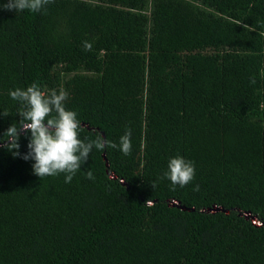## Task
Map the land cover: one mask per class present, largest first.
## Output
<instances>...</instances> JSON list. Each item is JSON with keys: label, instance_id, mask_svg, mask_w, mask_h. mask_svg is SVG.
Returning <instances> with one entry per match:
<instances>
[{"label": "trees", "instance_id": "obj_1", "mask_svg": "<svg viewBox=\"0 0 264 264\" xmlns=\"http://www.w3.org/2000/svg\"><path fill=\"white\" fill-rule=\"evenodd\" d=\"M32 83L69 93L82 139L131 128L132 152L94 147L65 183L0 143V264H264V0L0 10V138ZM177 155L196 174L173 188Z\"/></svg>", "mask_w": 264, "mask_h": 264}, {"label": "clouds", "instance_id": "obj_2", "mask_svg": "<svg viewBox=\"0 0 264 264\" xmlns=\"http://www.w3.org/2000/svg\"><path fill=\"white\" fill-rule=\"evenodd\" d=\"M53 2L54 0H6L0 4V10L39 13ZM85 50H91V45L87 42ZM251 83H255V80ZM9 96L20 105L16 113L20 120L8 127L0 138V143L14 157L34 161L32 171L40 179L64 174L65 183H70L87 162L94 147L98 150L118 149L125 156L131 155V128L125 129L118 144L99 133L94 140L82 139V123L75 111L66 108L69 93L64 89L44 92L37 83H32L26 89L10 90ZM0 115L7 117L9 113L4 111ZM22 132L28 139V151L23 155L19 151ZM167 169L162 179L170 180L173 188L177 185L185 187L195 179L194 162L183 156L170 158ZM86 178L95 179L91 170L86 172ZM193 190L198 191L199 185Z\"/></svg>", "mask_w": 264, "mask_h": 264}, {"label": "built area", "instance_id": "obj_3", "mask_svg": "<svg viewBox=\"0 0 264 264\" xmlns=\"http://www.w3.org/2000/svg\"><path fill=\"white\" fill-rule=\"evenodd\" d=\"M109 177L113 178V176H110V175H109ZM171 204H172V205H176V202H172ZM246 218H247V215H246ZM252 221H253V220H252Z\"/></svg>", "mask_w": 264, "mask_h": 264}, {"label": "water", "instance_id": "obj_4", "mask_svg": "<svg viewBox=\"0 0 264 264\" xmlns=\"http://www.w3.org/2000/svg\"><path fill=\"white\" fill-rule=\"evenodd\" d=\"M176 205H177V204H176ZM172 206H175V205H172ZM177 206H178V205H177ZM181 208L183 209V207H181ZM213 210L215 211V210H217V209H213ZM247 218H248V217H247ZM251 220H252V218H251Z\"/></svg>", "mask_w": 264, "mask_h": 264}]
</instances>
